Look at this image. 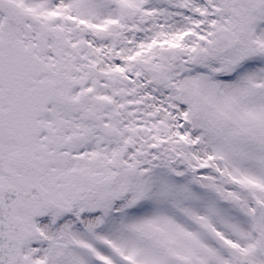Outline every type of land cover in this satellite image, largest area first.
Instances as JSON below:
<instances>
[{"label":"snow or ice","instance_id":"1","mask_svg":"<svg viewBox=\"0 0 264 264\" xmlns=\"http://www.w3.org/2000/svg\"><path fill=\"white\" fill-rule=\"evenodd\" d=\"M0 264H264V0H0Z\"/></svg>","mask_w":264,"mask_h":264}]
</instances>
